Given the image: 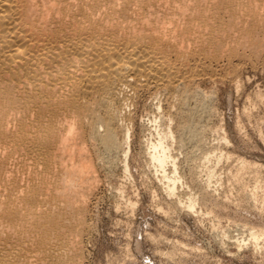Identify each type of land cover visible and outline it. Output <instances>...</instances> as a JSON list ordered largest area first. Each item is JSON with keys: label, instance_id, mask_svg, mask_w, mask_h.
I'll return each mask as SVG.
<instances>
[{"label": "bare ground", "instance_id": "6f19581e", "mask_svg": "<svg viewBox=\"0 0 264 264\" xmlns=\"http://www.w3.org/2000/svg\"><path fill=\"white\" fill-rule=\"evenodd\" d=\"M263 50L264 0H0V264H83L95 159L130 173L146 95L153 118L142 152L177 195L178 150L204 148L213 110L200 84ZM202 157L192 171L208 193V163L224 155ZM196 197L176 203L193 213ZM251 236L257 243L264 230Z\"/></svg>", "mask_w": 264, "mask_h": 264}, {"label": "rangeland", "instance_id": "374dc122", "mask_svg": "<svg viewBox=\"0 0 264 264\" xmlns=\"http://www.w3.org/2000/svg\"><path fill=\"white\" fill-rule=\"evenodd\" d=\"M260 56L256 63L239 62L229 78L200 84L210 94L206 102L213 110L203 117L208 127L204 148L188 143L183 151L177 149L179 153L175 149L185 179L176 197L167 195L142 152L153 111L151 97L141 99L136 126H131L130 173L123 171L120 161L109 169V159H104L106 164L95 159L100 186L89 196L87 223L92 229L83 236V264H264V237L255 243L251 236L264 230V50ZM202 151L224 155L220 163L216 157L208 163L210 169L216 168L208 193L202 192L201 177L194 173L203 162ZM242 160L250 163L246 170ZM190 194L198 197L193 213L176 203L178 199L185 203Z\"/></svg>", "mask_w": 264, "mask_h": 264}]
</instances>
